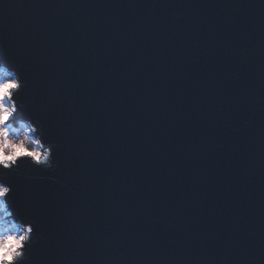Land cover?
Listing matches in <instances>:
<instances>
[{"label":"water","instance_id":"obj_1","mask_svg":"<svg viewBox=\"0 0 264 264\" xmlns=\"http://www.w3.org/2000/svg\"><path fill=\"white\" fill-rule=\"evenodd\" d=\"M0 56L63 145L45 264H264V0H0Z\"/></svg>","mask_w":264,"mask_h":264},{"label":"clouds","instance_id":"obj_2","mask_svg":"<svg viewBox=\"0 0 264 264\" xmlns=\"http://www.w3.org/2000/svg\"><path fill=\"white\" fill-rule=\"evenodd\" d=\"M14 71L0 64V168H12L24 158L38 165L52 166V147L45 143L38 124L31 119L13 121L19 111L13 97L21 87ZM10 191L8 185L0 184V264H17L24 255V245L31 238L28 231L31 225L14 217L13 209H9L4 199Z\"/></svg>","mask_w":264,"mask_h":264},{"label":"snow or ice","instance_id":"obj_3","mask_svg":"<svg viewBox=\"0 0 264 264\" xmlns=\"http://www.w3.org/2000/svg\"><path fill=\"white\" fill-rule=\"evenodd\" d=\"M3 63H8L10 67L15 70L14 76L18 74L21 82V87L14 94L19 111L13 117V121L23 118L31 119L33 122H36L45 139V143L50 144L52 147L51 155L54 162L52 166L38 165L33 163L32 160L24 158L19 160L12 168H0V184L8 185L11 188V191L4 199L10 203L13 214L17 218L21 219L25 224L31 225L30 229H28L31 233V238L24 245V255L17 261V264H45V262L40 259V253L44 243L49 239V236L42 229V221L39 219L38 214L27 206L28 195L22 191L19 179L26 170H31L35 174H63L61 162L58 159L59 152L63 148V145L52 137L45 120L39 112L27 111L30 103L28 97L34 94L35 88L34 80L25 70L24 65L15 58L0 56V64ZM5 75H7V73H5ZM39 178L45 179L48 177L40 175ZM51 178L55 179V176Z\"/></svg>","mask_w":264,"mask_h":264}]
</instances>
